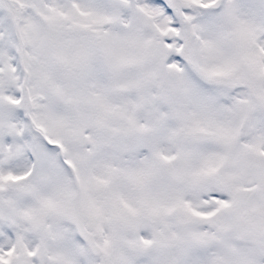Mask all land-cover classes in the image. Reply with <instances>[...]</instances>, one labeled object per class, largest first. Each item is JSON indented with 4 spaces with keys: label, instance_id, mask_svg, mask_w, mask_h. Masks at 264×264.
I'll return each instance as SVG.
<instances>
[{
    "label": "snow or ice",
    "instance_id": "1",
    "mask_svg": "<svg viewBox=\"0 0 264 264\" xmlns=\"http://www.w3.org/2000/svg\"><path fill=\"white\" fill-rule=\"evenodd\" d=\"M0 264H264V0H0Z\"/></svg>",
    "mask_w": 264,
    "mask_h": 264
}]
</instances>
